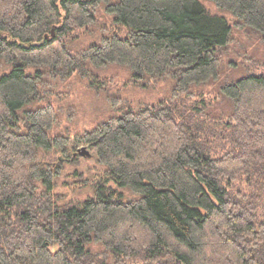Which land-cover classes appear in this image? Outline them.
<instances>
[{
	"label": "trees",
	"instance_id": "obj_1",
	"mask_svg": "<svg viewBox=\"0 0 264 264\" xmlns=\"http://www.w3.org/2000/svg\"><path fill=\"white\" fill-rule=\"evenodd\" d=\"M243 28L264 44V0H0V264H264V56L224 59ZM122 72L175 84L78 127V80Z\"/></svg>",
	"mask_w": 264,
	"mask_h": 264
},
{
	"label": "rangeland",
	"instance_id": "obj_2",
	"mask_svg": "<svg viewBox=\"0 0 264 264\" xmlns=\"http://www.w3.org/2000/svg\"><path fill=\"white\" fill-rule=\"evenodd\" d=\"M209 5V1H205ZM227 47V52L224 53L225 62L228 58L237 57L239 63L249 66L253 69V62L247 57L259 58L264 56V44L259 39L258 35L253 31L243 28L235 30L232 35V42ZM78 44H88V40L80 41ZM228 73H239L227 65ZM259 72V70H252ZM175 84L172 77H166L158 82L141 78H133L129 80L124 72L118 76L114 82L108 87L100 90L98 93L90 90L86 80H78L75 92L67 100L73 103L80 110V116L76 117V124L82 129H90L98 123L107 120L111 116V110L122 102L136 104H157L163 97L168 95ZM68 152L71 154L70 161H75L74 164L67 166V171H72L74 168L80 169L87 179L92 180L96 170V152L91 145L85 146L77 141H73L68 146ZM60 155V153H59ZM95 170V171H94ZM94 171V172H93ZM93 172V173H92ZM71 181V178L64 177V180ZM58 191L66 192L71 197L81 200L92 194L91 187L78 190H72L68 186H59ZM123 191H126L125 188ZM127 192V191H126ZM135 196L134 193H131Z\"/></svg>",
	"mask_w": 264,
	"mask_h": 264
}]
</instances>
